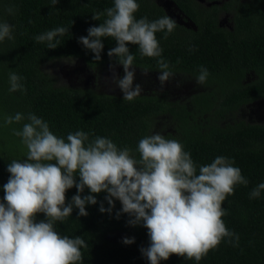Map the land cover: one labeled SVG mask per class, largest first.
<instances>
[{"label": "trees", "instance_id": "16d2710c", "mask_svg": "<svg viewBox=\"0 0 264 264\" xmlns=\"http://www.w3.org/2000/svg\"><path fill=\"white\" fill-rule=\"evenodd\" d=\"M175 1L185 11L188 7L198 28L176 23L166 39L163 32L157 33L162 58L171 71L193 76L195 82L201 67L206 68L207 83L198 85L185 100L142 96L127 102L94 89L59 85L55 75L44 70L46 63L64 58L83 60L91 69L119 64L117 57L108 56V51L117 46L114 39L102 38L104 48L99 61L79 43L90 27L106 19L101 16L100 21L93 20V14L112 7L114 0H59L55 8L50 0H0V21L14 26V39L0 43V124L5 116L17 112L25 116L33 113L45 120L58 137L66 139L68 133L82 130L90 133V139L107 137L119 148L129 147L139 159V140L155 134V117L167 114L169 127L160 133L184 145L197 171L200 165L225 156L234 161L249 183L237 185L234 195L222 205L226 211L222 219L239 236L238 246L235 241L229 244L226 238L199 262L171 255L160 264H264V190L259 198L249 196L253 188L264 183V124L248 122L241 116L247 103L264 98V0L240 1L238 24L232 31L219 28L209 14L193 10L186 0ZM137 2L140 8L136 19L147 17L153 21L168 16L154 0ZM8 8L13 9V14L8 13ZM57 27L69 28L67 34L57 37L61 41L57 48L48 49L47 42L35 41V36ZM127 46L134 56V66L159 70L160 58L143 57L137 45ZM10 72L22 77L26 91L9 92ZM27 122L0 126V202L5 204L3 185L11 175L8 164L26 159L27 151L12 129H20ZM75 179L79 183L78 174ZM76 194L75 186L66 192V205ZM90 194L96 197L97 204L86 205L87 216H79V210L73 207L71 217L54 224L61 236H80L86 241L88 247L81 249L82 264H150L141 252V248L150 246L148 230L142 224L130 225L131 217L126 213L117 218L122 204L115 198L112 212L101 213V203L106 209L110 207L105 200L107 193L92 194L85 188L81 195ZM41 220L46 216L38 213L35 222ZM113 230L125 232V238H134V243L124 244L125 238L108 240Z\"/></svg>", "mask_w": 264, "mask_h": 264}, {"label": "clouds", "instance_id": "9594fccd", "mask_svg": "<svg viewBox=\"0 0 264 264\" xmlns=\"http://www.w3.org/2000/svg\"><path fill=\"white\" fill-rule=\"evenodd\" d=\"M58 3L50 0L53 8ZM139 8L137 0H114L112 7L92 16L97 21L101 16L106 19L79 38V43L95 54L96 61L104 48L102 38L117 42L108 56L117 57L123 66L124 77H114L113 82L127 102L142 97L139 84L133 89L134 71L130 68L134 56L128 44L137 45L143 57L160 58L161 86L175 74L162 58L163 49L156 36L163 32L166 39L177 27L175 20L169 16L153 21L147 17L136 19ZM7 11L13 14L12 8ZM13 31L14 26L0 21V43L13 40ZM68 32L69 28L57 27L34 39L55 49L61 44L57 37ZM208 76V70L201 67L197 84H206ZM21 80L10 72L9 92L26 91ZM24 120L28 122L22 128L12 129L27 151L26 159L13 160L7 168L11 175L3 185L6 204L0 202V264H82L81 249L88 247L86 241L80 236H61L54 224L71 217L73 207L79 210V216L88 215L86 205H96L97 199L91 194L82 197L85 188L92 194L107 193L105 200L110 207L106 209L101 203V213L112 212L115 198L122 204L117 218L126 213L131 217L130 225L142 224L148 230L150 246L141 248V252L150 264H160L171 255L199 262L226 238L229 244L235 241L238 246L239 236L222 219L226 214L222 205L234 195L237 185L247 186L249 181L230 158L217 156L197 171L184 145L160 132L139 140L136 151L140 158L136 159L129 147L119 148L107 137L90 139V133L82 130L68 133L66 139L58 137L45 120L33 113L5 116L0 126ZM74 186L77 194L66 205V192ZM262 190L264 183L252 189L250 198H259ZM38 213L45 214L46 220L35 222ZM123 243L130 245L134 238H125Z\"/></svg>", "mask_w": 264, "mask_h": 264}, {"label": "rangeland", "instance_id": "374dc122", "mask_svg": "<svg viewBox=\"0 0 264 264\" xmlns=\"http://www.w3.org/2000/svg\"><path fill=\"white\" fill-rule=\"evenodd\" d=\"M154 1L156 2V0ZM168 16L171 17V15ZM142 69L144 68L134 65L130 68V70L134 71L133 89L139 84L142 88L141 96H153L161 99L164 97L166 101H176L185 100L197 90L198 84L192 80L193 76L174 72V76L161 86L158 79L161 74L160 70H148L147 73H145ZM44 70L55 75L59 85L78 89H94L98 92L124 98L122 90L113 82L114 77L120 79L124 77V69L121 64L112 63L101 69H91L83 60L64 58L55 59L46 63ZM252 107L257 112H264V99L257 101L251 108ZM251 108H245L243 110L247 113ZM155 118L156 125L154 131L156 133L168 129L169 123L167 114H162ZM125 237L126 233L120 230H113L107 235L108 240L113 242L123 240Z\"/></svg>", "mask_w": 264, "mask_h": 264}, {"label": "flooded vegetation", "instance_id": "af4514ba", "mask_svg": "<svg viewBox=\"0 0 264 264\" xmlns=\"http://www.w3.org/2000/svg\"><path fill=\"white\" fill-rule=\"evenodd\" d=\"M240 1L245 0H186L187 5L196 9L200 14H209L210 19H213L221 29L229 31L235 30L238 24L237 6ZM157 4L164 8L168 15L175 20L179 25L197 29L196 22L190 17L188 7L186 11L182 9L175 0H156ZM192 10V11H193ZM191 11V12H192ZM190 12V13H191ZM264 98H257L256 100L247 103L245 108H251L257 101ZM243 108V109H245ZM242 109L241 116L248 122L256 124H264V112H257L253 107L249 112Z\"/></svg>", "mask_w": 264, "mask_h": 264}]
</instances>
